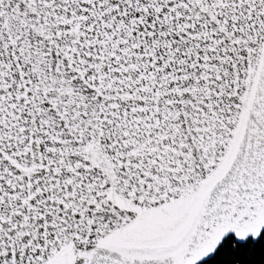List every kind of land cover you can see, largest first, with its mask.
Segmentation results:
<instances>
[{
	"label": "snow or ice",
	"instance_id": "1",
	"mask_svg": "<svg viewBox=\"0 0 264 264\" xmlns=\"http://www.w3.org/2000/svg\"><path fill=\"white\" fill-rule=\"evenodd\" d=\"M0 264H264V0H0Z\"/></svg>",
	"mask_w": 264,
	"mask_h": 264
}]
</instances>
